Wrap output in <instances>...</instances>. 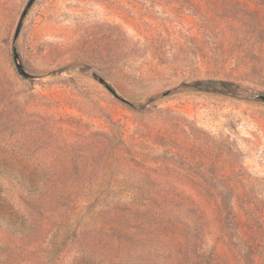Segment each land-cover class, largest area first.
<instances>
[{
    "label": "rangeland",
    "instance_id": "obj_1",
    "mask_svg": "<svg viewBox=\"0 0 264 264\" xmlns=\"http://www.w3.org/2000/svg\"><path fill=\"white\" fill-rule=\"evenodd\" d=\"M262 96L264 0H0V264H264Z\"/></svg>",
    "mask_w": 264,
    "mask_h": 264
},
{
    "label": "water",
    "instance_id": "obj_2",
    "mask_svg": "<svg viewBox=\"0 0 264 264\" xmlns=\"http://www.w3.org/2000/svg\"><path fill=\"white\" fill-rule=\"evenodd\" d=\"M17 68H18V71H19L22 75H24V76H27V75H28V74H26V73L23 71V69L21 68V66H20L19 63H17ZM261 98L264 99V96H262Z\"/></svg>",
    "mask_w": 264,
    "mask_h": 264
}]
</instances>
